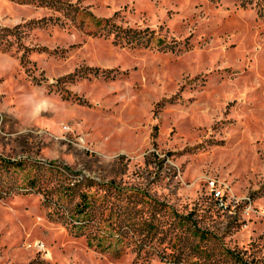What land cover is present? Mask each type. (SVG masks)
Masks as SVG:
<instances>
[{"label": "rangeland", "instance_id": "rangeland-1", "mask_svg": "<svg viewBox=\"0 0 264 264\" xmlns=\"http://www.w3.org/2000/svg\"><path fill=\"white\" fill-rule=\"evenodd\" d=\"M0 63V264H264V5L0 0Z\"/></svg>", "mask_w": 264, "mask_h": 264}, {"label": "trees", "instance_id": "trees-1", "mask_svg": "<svg viewBox=\"0 0 264 264\" xmlns=\"http://www.w3.org/2000/svg\"><path fill=\"white\" fill-rule=\"evenodd\" d=\"M241 1H242L243 4L251 3V2H256V3L262 4V6L264 5V0H241ZM7 166L17 169L20 166V164L17 163V162H11L10 161V164H8ZM20 181H22V180L20 179ZM62 193H63V196H62L63 198L66 197V195H68V192L67 191H63ZM80 195H81V200L78 203H76V210H77L78 213H81V216H79L80 218H85V216L87 215V212H88L86 210V209H88V205L94 204V202H91L90 203V201L93 200L94 196H93L92 199H90L91 198V195H89L90 198H88V193L87 192H84V191L81 192ZM101 199H102V197H101ZM126 203H125V205H126ZM139 203L140 202H138L137 204H139ZM124 207L126 208L127 206H124ZM135 207H136V211L137 212H138V210H141L142 209V208H139L138 206H135ZM142 212H144V210H142ZM115 215H117V214H115ZM119 215H123V214H119ZM143 215H146V214L145 213H142V216H140V217L143 219V222H146L147 223L146 225L149 226V222H147V221H149L148 218H147L148 216H143ZM104 219H105V216L101 215L100 216V221H102V223L104 222L103 221Z\"/></svg>", "mask_w": 264, "mask_h": 264}, {"label": "clouds", "instance_id": "clouds-1", "mask_svg": "<svg viewBox=\"0 0 264 264\" xmlns=\"http://www.w3.org/2000/svg\"><path fill=\"white\" fill-rule=\"evenodd\" d=\"M5 64L0 63V69H4ZM26 104L28 107V118L32 120L38 119L44 112L51 110L50 97L42 92H34L26 97Z\"/></svg>", "mask_w": 264, "mask_h": 264}]
</instances>
